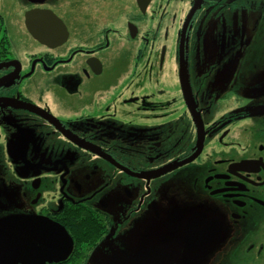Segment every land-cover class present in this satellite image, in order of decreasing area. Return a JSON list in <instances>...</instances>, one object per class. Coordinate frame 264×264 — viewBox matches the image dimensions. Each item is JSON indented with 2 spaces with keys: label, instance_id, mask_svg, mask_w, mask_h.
<instances>
[{
  "label": "flooded vegetation",
  "instance_id": "obj_1",
  "mask_svg": "<svg viewBox=\"0 0 264 264\" xmlns=\"http://www.w3.org/2000/svg\"><path fill=\"white\" fill-rule=\"evenodd\" d=\"M118 1L0 13V264H264V0Z\"/></svg>",
  "mask_w": 264,
  "mask_h": 264
},
{
  "label": "rangeland",
  "instance_id": "obj_2",
  "mask_svg": "<svg viewBox=\"0 0 264 264\" xmlns=\"http://www.w3.org/2000/svg\"><path fill=\"white\" fill-rule=\"evenodd\" d=\"M70 1H75L74 4L71 5L72 10H74L75 15H77V9H78V4L76 3L77 0H70ZM91 2H93V7L95 8L98 4L99 0H90ZM107 4L102 5V11L104 13H102V16H106V12L108 13H112L113 15L116 13V9H118L119 7H117L118 4V0H105ZM15 0H0V13L4 14V18H5V26L7 27V32L12 40L13 43L15 44H21L24 45L23 48L25 50H29V46L32 45V40L31 38L28 36V34H26V30L24 28V24H23V19H22V10L25 9L26 5L23 6L22 5V10L17 8L19 5L17 3H14ZM98 9V6H97ZM105 23H109L108 21H103ZM103 22H100V24L103 26ZM87 24H88V20L84 19V18H78L76 16L73 15L72 21L68 20V25L70 26L71 29H73L74 31L76 30L77 32V36H74V41L76 39V41L80 42L81 40L83 41H87V39L85 37H82L80 35V29L82 27H84V29H87ZM77 25V26H76ZM93 39L90 41L92 42ZM88 42V43H90ZM173 45L169 46V52H170V57L173 56V51H172ZM173 59V58H172ZM77 63V62H76ZM171 64V63H170ZM60 97H64L63 95H60ZM12 216H8L7 218H5V223L7 226L11 227L12 229H15L14 227H16V222H13V217ZM14 226V227H13ZM18 227V226H17ZM24 227V226H23ZM19 228L20 230L23 228ZM35 243L38 246L41 247H45V246H50V249H53L54 251L57 250V243L55 242V240H51L49 241L48 239L41 237V239L36 240ZM49 251V249H48ZM55 252H46L45 256L47 257L46 259H48L49 256L54 255ZM50 258V257H49ZM34 262H38V261H42V260H31ZM32 262V263H34ZM121 263L123 264H144V261L142 260H120ZM97 260H89V264H97ZM102 264H110L107 260H103Z\"/></svg>",
  "mask_w": 264,
  "mask_h": 264
},
{
  "label": "water",
  "instance_id": "obj_3",
  "mask_svg": "<svg viewBox=\"0 0 264 264\" xmlns=\"http://www.w3.org/2000/svg\"><path fill=\"white\" fill-rule=\"evenodd\" d=\"M31 15H30V12H28L26 15H25V25H26V29H27V31L30 33V34H33V28H32V24H31V17H30ZM182 33H184V30H183V32ZM180 50H183L182 49V46H180ZM50 225V227L52 228V229H54L55 231H57V232H62L63 234H64V232L62 231V229H60L59 227H57L56 225H54V224H49ZM53 226V227H52ZM62 233H60L61 235H62ZM63 236V235H62ZM3 264H8V262H6V263H3Z\"/></svg>",
  "mask_w": 264,
  "mask_h": 264
}]
</instances>
